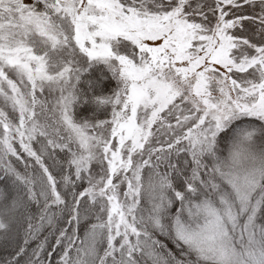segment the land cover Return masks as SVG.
I'll use <instances>...</instances> for the list:
<instances>
[{"label": "snow or ice", "instance_id": "obj_1", "mask_svg": "<svg viewBox=\"0 0 264 264\" xmlns=\"http://www.w3.org/2000/svg\"><path fill=\"white\" fill-rule=\"evenodd\" d=\"M0 264H264V0H0Z\"/></svg>", "mask_w": 264, "mask_h": 264}, {"label": "trees", "instance_id": "obj_2", "mask_svg": "<svg viewBox=\"0 0 264 264\" xmlns=\"http://www.w3.org/2000/svg\"><path fill=\"white\" fill-rule=\"evenodd\" d=\"M53 242H54V241H53ZM55 259H56V257L54 256V257H53V260H55Z\"/></svg>", "mask_w": 264, "mask_h": 264}]
</instances>
